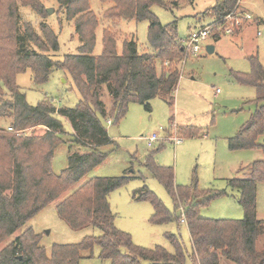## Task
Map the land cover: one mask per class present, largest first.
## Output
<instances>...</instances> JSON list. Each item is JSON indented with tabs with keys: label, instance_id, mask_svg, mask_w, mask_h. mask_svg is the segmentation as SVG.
Listing matches in <instances>:
<instances>
[{
	"label": "trees",
	"instance_id": "trees-1",
	"mask_svg": "<svg viewBox=\"0 0 264 264\" xmlns=\"http://www.w3.org/2000/svg\"><path fill=\"white\" fill-rule=\"evenodd\" d=\"M98 1L112 4L104 12V18L113 22L148 21L150 52L140 54L136 42L125 39L122 54L118 55L116 34L107 28L103 30L102 53L93 56L98 19L90 9L89 0H56L66 21L73 22L80 46L76 55L54 61L48 52L58 51L57 36L44 22L38 25L39 34L30 21L24 19L22 23L18 3L20 7L30 8L39 18L44 11L48 14L47 9L38 0H0V120L9 121L8 127L0 126V245L106 160L108 153L101 148L113 143L105 127L107 120L119 122L130 104H138L150 112L149 103L155 98L173 105L180 79L178 64L185 51L177 37L176 23L161 25L150 9L158 6L172 12L191 5L194 0ZM215 1L214 7L203 12V18L219 22L239 10L240 0ZM219 40V36L214 37L215 42ZM250 63V74L234 77L254 88V103L260 105L237 134L227 139L230 151L257 149L263 156L249 164L243 177L227 181L230 189L239 192L237 203L243 218H201L199 209L226 196L225 192L199 190L194 179L189 186L177 185L173 169L158 165L154 153L146 157L143 167L171 198L174 214L145 186L132 193L133 201L152 206L150 223L154 225L179 221L180 216L175 218V214L179 208L183 209L193 264H264V244L257 247L259 239L264 237V220L256 218L257 184L264 183V141L257 144L263 134L264 67L256 58H251ZM55 69L71 76L80 95L78 104L69 109H56L47 100L29 105L16 85V75L29 70L33 82L42 84ZM103 87L111 99L109 110L101 100ZM58 118L69 123L71 140L62 138L63 124ZM36 127L45 128L42 136H21L8 131L11 128L22 132ZM177 131L187 138L200 134L193 127ZM64 143L70 144L67 167L54 175L50 168L53 150ZM136 178L142 179L127 174L91 178L56 205L58 218L71 230L92 227L100 231V236L86 237L73 245H53L48 255L40 245V236L28 228L0 249V264H78L82 254L91 253L94 247L99 248V257L110 264H185L183 245L174 235H167L174 248L169 253L159 246L137 247L127 233L115 227L108 196Z\"/></svg>",
	"mask_w": 264,
	"mask_h": 264
},
{
	"label": "rangeland",
	"instance_id": "rangeland-1",
	"mask_svg": "<svg viewBox=\"0 0 264 264\" xmlns=\"http://www.w3.org/2000/svg\"><path fill=\"white\" fill-rule=\"evenodd\" d=\"M38 2L44 10H51V13L46 14L44 11L39 18L30 8L20 7L18 3L21 22L23 23L24 19L30 21L37 34H39L40 22L46 23L52 29L58 41V51L48 52L52 60L60 62L67 55H76L80 40L75 33L73 22L66 21L62 14L63 9L56 0H38ZM240 2L241 6H244V2L249 13L246 10L244 12L250 14L252 20L242 22L239 30H235L230 36H219L220 40L217 42L213 41L214 38L208 40L200 54L187 55L180 60L178 64L180 79L173 95V105L168 106L161 99L155 98L149 103L150 112L145 111L138 104H130L126 115L119 122L109 119L111 123L108 125L106 121L108 136L113 141L111 145L101 148L102 152L108 153L106 160L67 193L41 210L24 227L3 242L0 249L28 228L40 236V245L48 255L53 245H73L80 243L86 237L100 236V231L92 227L78 231L71 230L58 218L56 205L91 178L119 177L127 174L142 179L136 178L108 196L110 209L115 215V227L127 233L137 247L153 249L159 246L169 253H173L174 248L168 241L167 235H174L183 245L186 254L185 264H193L192 245L186 223L174 219L169 223L154 225L150 223L152 206L147 202L132 200V193L145 186L174 214L171 198L162 185L143 167L146 157L153 153L158 165L173 169L177 185L189 186L194 179L199 190L225 192L226 196L216 198L208 206L199 209L201 218L208 220L243 218L242 208L237 203L239 192L230 189L227 181L233 177H243L249 164L261 160L263 156L257 149L230 151L227 147V139L237 134L260 105L254 103L256 97L254 88L239 83L234 76L250 74L251 58H256L264 67V23L256 26L254 24L257 19L264 20V1L241 0ZM215 4V0H194L191 5H184L172 12L158 6H152L150 11L161 25L175 22L177 37L180 42H184L190 29L211 22L209 18H203V12L214 7ZM111 5L110 2L89 0L90 9L98 19L92 55H101L103 30L107 28L116 34L115 49L118 55L122 54L125 39H133L140 54L150 52L147 36L149 22L134 20L113 22L106 19L104 12ZM250 25L254 26L246 29ZM241 30L243 32L236 37V33ZM208 45L214 47V52L211 54L205 50ZM15 81L25 94L26 102L31 106L47 100L56 109H69L74 108L80 101V95L71 76L64 70H53L48 80L42 84L33 82L29 70L17 74ZM100 93L102 102L109 110L112 103L106 89L103 87ZM58 119L63 124L62 138L71 140L72 131L69 123L62 118ZM0 126L8 127L9 121L0 120ZM185 127L198 129L199 136L181 137L177 130ZM44 132L43 127L29 128L22 131L21 136L40 137ZM153 134H158L159 141L154 142L152 148H148L144 138ZM174 135L181 137L180 143L174 144L173 141L165 140L166 137ZM263 141L264 118L263 134L257 139V144L260 145ZM69 145L64 143L53 150L50 168L54 175L66 169ZM179 216L180 212L177 211L175 218ZM256 218L264 220V183L257 184ZM263 244L264 237L259 239L257 247L261 248ZM78 264H110V262L101 259L99 248L94 247L91 253L82 254ZM141 264L147 263L141 262Z\"/></svg>",
	"mask_w": 264,
	"mask_h": 264
},
{
	"label": "built area",
	"instance_id": "built-area-1",
	"mask_svg": "<svg viewBox=\"0 0 264 264\" xmlns=\"http://www.w3.org/2000/svg\"><path fill=\"white\" fill-rule=\"evenodd\" d=\"M252 16L240 10L233 12L226 17H224L219 22H213L206 25H200L198 27H194L190 30L186 40L181 42L184 47L185 56L193 55L196 56L200 54L204 48L203 45L210 39H213L215 36H225L232 35L235 30H239V25L242 22L251 21ZM231 23V26L229 24ZM206 49V47H205ZM111 122L107 120V124L109 125ZM8 131L15 133L16 135H21V132H14L11 128H8ZM147 142V147L152 148V144L156 141H159L158 134L150 135L147 138H144ZM166 141H173L174 144H178L181 142V137L178 135L168 136L165 138ZM180 212V223H185L184 212L182 208L178 210Z\"/></svg>",
	"mask_w": 264,
	"mask_h": 264
},
{
	"label": "crops",
	"instance_id": "crops-1",
	"mask_svg": "<svg viewBox=\"0 0 264 264\" xmlns=\"http://www.w3.org/2000/svg\"><path fill=\"white\" fill-rule=\"evenodd\" d=\"M241 1V0H240ZM239 4V10L240 11H242V12H244L245 10L249 13V11L245 8V4H244V2H243V5L244 6H241L242 4H241V2H239L238 3ZM253 19H255V18H253ZM197 21V20H196ZM198 22V21H197ZM199 23V22H198ZM259 23H264L261 19L259 20V19H257V21H256V23H254L255 24V26L257 25V24H259ZM252 26H254V25H250V26H247V28L246 29H248L249 27H252ZM193 29V28H192ZM191 30V29H190ZM245 30V29H244ZM243 32V30H241V31H239L238 33H236V37H237V34L239 35V34H241ZM257 34H259V33H257ZM240 36V35H239ZM214 41V40H213ZM209 46V45H208ZM213 52H214V47H213ZM169 134V133H168ZM112 141V140H111ZM113 142V141H112Z\"/></svg>",
	"mask_w": 264,
	"mask_h": 264
},
{
	"label": "water",
	"instance_id": "water-1",
	"mask_svg": "<svg viewBox=\"0 0 264 264\" xmlns=\"http://www.w3.org/2000/svg\"><path fill=\"white\" fill-rule=\"evenodd\" d=\"M48 11V14H50L51 13V10H47ZM206 52L208 53V54H211V53H213V46H206Z\"/></svg>",
	"mask_w": 264,
	"mask_h": 264
}]
</instances>
